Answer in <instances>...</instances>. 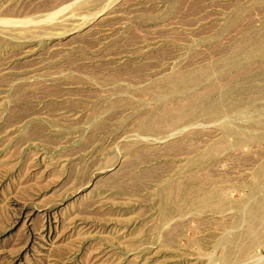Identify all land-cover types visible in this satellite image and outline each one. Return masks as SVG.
Instances as JSON below:
<instances>
[{"label": "rangeland", "instance_id": "374dc122", "mask_svg": "<svg viewBox=\"0 0 264 264\" xmlns=\"http://www.w3.org/2000/svg\"><path fill=\"white\" fill-rule=\"evenodd\" d=\"M0 264H264V0H0Z\"/></svg>", "mask_w": 264, "mask_h": 264}]
</instances>
